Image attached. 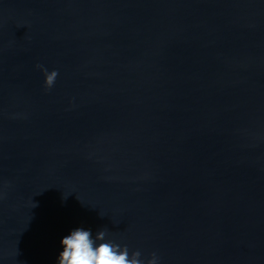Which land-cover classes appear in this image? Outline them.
I'll list each match as a JSON object with an SVG mask.
<instances>
[{"label": "water", "instance_id": "obj_1", "mask_svg": "<svg viewBox=\"0 0 264 264\" xmlns=\"http://www.w3.org/2000/svg\"><path fill=\"white\" fill-rule=\"evenodd\" d=\"M77 228L264 264V0H0V264Z\"/></svg>", "mask_w": 264, "mask_h": 264}, {"label": "clouds", "instance_id": "obj_2", "mask_svg": "<svg viewBox=\"0 0 264 264\" xmlns=\"http://www.w3.org/2000/svg\"><path fill=\"white\" fill-rule=\"evenodd\" d=\"M45 75L46 86L51 88L58 73L56 71L48 73L45 69ZM107 235L106 230L98 231L95 237L91 229L72 230L61 241L63 251L59 255L58 264H144L139 251L130 255L126 245L121 247L114 241L106 239ZM158 260L156 253H153L147 264H158Z\"/></svg>", "mask_w": 264, "mask_h": 264}]
</instances>
